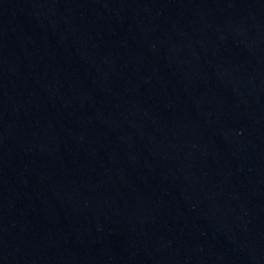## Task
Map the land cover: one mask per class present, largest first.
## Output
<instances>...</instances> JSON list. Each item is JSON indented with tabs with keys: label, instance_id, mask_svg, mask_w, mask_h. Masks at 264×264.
<instances>
[{
	"label": "water",
	"instance_id": "1",
	"mask_svg": "<svg viewBox=\"0 0 264 264\" xmlns=\"http://www.w3.org/2000/svg\"><path fill=\"white\" fill-rule=\"evenodd\" d=\"M0 264H264V0H0Z\"/></svg>",
	"mask_w": 264,
	"mask_h": 264
}]
</instances>
